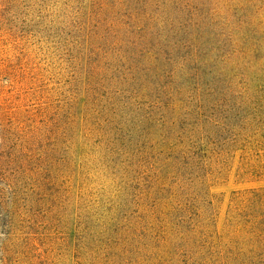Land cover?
Masks as SVG:
<instances>
[{"label":"rangeland","instance_id":"rangeland-1","mask_svg":"<svg viewBox=\"0 0 264 264\" xmlns=\"http://www.w3.org/2000/svg\"><path fill=\"white\" fill-rule=\"evenodd\" d=\"M49 3L0 0V264H264V0Z\"/></svg>","mask_w":264,"mask_h":264},{"label":"clouds","instance_id":"clouds-1","mask_svg":"<svg viewBox=\"0 0 264 264\" xmlns=\"http://www.w3.org/2000/svg\"><path fill=\"white\" fill-rule=\"evenodd\" d=\"M60 13V0H50L49 6L47 11L45 12V15H48L51 17V19L55 20L56 16ZM39 18L37 17V20ZM0 187H3L7 190H11V185L5 182H0ZM111 195L115 196L116 193L113 191ZM3 233H0V239L3 238Z\"/></svg>","mask_w":264,"mask_h":264},{"label":"trees","instance_id":"trees-1","mask_svg":"<svg viewBox=\"0 0 264 264\" xmlns=\"http://www.w3.org/2000/svg\"><path fill=\"white\" fill-rule=\"evenodd\" d=\"M250 223V232L252 235H254L255 240L260 242V244L264 245V230L260 228V225L263 224V222H260L257 219V214L254 216H251Z\"/></svg>","mask_w":264,"mask_h":264}]
</instances>
